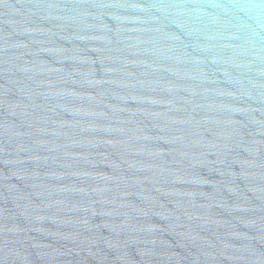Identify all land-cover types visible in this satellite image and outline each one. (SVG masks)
<instances>
[{
  "label": "water",
  "instance_id": "1",
  "mask_svg": "<svg viewBox=\"0 0 264 264\" xmlns=\"http://www.w3.org/2000/svg\"><path fill=\"white\" fill-rule=\"evenodd\" d=\"M264 264L262 0H0V264Z\"/></svg>",
  "mask_w": 264,
  "mask_h": 264
},
{
  "label": "clouds",
  "instance_id": "2",
  "mask_svg": "<svg viewBox=\"0 0 264 264\" xmlns=\"http://www.w3.org/2000/svg\"><path fill=\"white\" fill-rule=\"evenodd\" d=\"M262 2H264V0H262ZM10 257L11 254L8 251H6L3 258V264H7V261L10 259Z\"/></svg>",
  "mask_w": 264,
  "mask_h": 264
}]
</instances>
